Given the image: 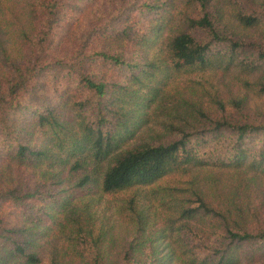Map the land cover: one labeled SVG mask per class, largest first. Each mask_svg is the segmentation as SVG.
<instances>
[{
	"label": "trees",
	"instance_id": "obj_1",
	"mask_svg": "<svg viewBox=\"0 0 264 264\" xmlns=\"http://www.w3.org/2000/svg\"><path fill=\"white\" fill-rule=\"evenodd\" d=\"M22 1L18 14L12 0H0V264H41L33 234L42 236L47 218L77 245L72 260L49 264L109 263L100 255L108 232L94 233L93 193L127 194L125 218L137 241L115 264H253L252 251L264 247V204L254 190L264 176V109L252 113L245 95L226 99L216 90L204 108L178 92L165 97V85L168 75L238 68L242 87L264 99V0H112L111 16L85 28L73 50L59 41L53 53L60 19L79 5ZM226 7L250 36L235 31ZM115 42L135 52L164 43L166 81L155 61H137L114 50ZM152 118L162 129L128 145ZM11 167L39 174L43 186L24 190ZM206 167L248 175L227 196L211 198L190 177ZM181 176L189 187H159ZM213 182L210 189L219 186ZM150 194L171 215L153 241L178 243L179 254L141 255ZM48 204L62 216L45 211ZM8 208L25 210L22 223L9 224Z\"/></svg>",
	"mask_w": 264,
	"mask_h": 264
},
{
	"label": "rangeland",
	"instance_id": "obj_2",
	"mask_svg": "<svg viewBox=\"0 0 264 264\" xmlns=\"http://www.w3.org/2000/svg\"><path fill=\"white\" fill-rule=\"evenodd\" d=\"M69 2H75V7L79 5L78 8H75L72 15H67L61 20V23L57 25L55 29L54 38L51 43L50 52H57L61 49L58 48V42H67L66 46L68 50H73L77 45V40L81 36L82 31L85 28L91 25H99L103 21V15L107 17L111 16L113 10L117 6V3L112 0H68ZM263 0H255L256 5H260ZM12 6L15 5L17 13L19 14L22 6V0H12ZM6 5L5 7H7ZM230 9L226 7V17L229 18V23L235 27V31L240 35L248 34L250 36L253 31H245L243 28L236 26L233 17L231 16ZM74 16V17H72ZM20 17V16H19ZM15 19V17H14ZM20 26V25H19ZM70 26V30L67 28ZM78 33L77 37L75 35ZM100 38V41H97V45H100L103 41L100 35H97ZM66 43V44H67ZM126 42L113 43L111 47L114 50L122 49L125 54L129 57H135L134 59L144 60L148 59L149 61H155L163 70L160 73V82L166 81V69L162 64H164L165 54L163 53L164 43L158 42L150 50H140V52H135L132 46L124 45ZM135 49V48H134ZM145 52V53H144ZM173 72L172 70H170ZM113 72V71H110ZM109 72V73H110ZM240 70L238 68H232L229 70L222 68L211 69L208 72L203 74H173L168 75V83L165 87H168L165 92V97L168 94H174L176 92L183 94L186 98L200 102L204 104V108H207L209 102H211L210 97L214 95L215 90L220 93V96L229 99L231 96H243L248 99L249 111L254 113L264 109V99H258L257 96H254L252 92H248L241 84ZM202 88H205L203 90ZM149 114H156L155 107H152ZM161 118H152L148 124L141 126L136 135L132 140L129 141L128 145L138 144L144 140L150 138V135L154 131H160L161 128ZM10 173L12 177L15 178L16 182L20 183L19 186L24 190L42 187L43 179L39 174H33L29 169L22 167H11ZM248 174L244 172L237 173L235 170H220L217 168H201L194 169L190 177L196 178L197 183L200 187L206 189L205 194L208 197H213L216 195L227 196L229 192L234 188L235 183L240 182L241 176L246 177ZM219 180V186L216 189H210L208 184L213 186L214 179ZM189 177L181 176L175 178H168L165 182H162L159 187H184L187 188V180ZM259 188L254 187V190L257 192V195L262 199L264 204V176L258 182ZM41 190H44L42 188ZM93 195V200L90 202V212L94 218L95 222V235L98 234L99 228H104L107 231L106 243L101 247L100 255L106 259L108 258L107 264L116 263L122 257L124 250L128 247L130 242L137 241L136 227L126 221L128 213L125 209L124 200L127 198V194H117V195H101L99 193L88 194ZM84 196V200L91 198ZM161 198H155V196L148 195L147 199L143 201V212L145 214L149 213V218L151 220L150 226L147 227L145 234L141 236L142 239L147 243L148 248L141 253L142 256L151 255L153 257L160 258L165 255L168 256L177 251L180 253L181 247L178 243H175L174 246H166V241L164 239L159 241H153V236L155 235V230H161L164 227V221L171 217L170 213L163 209L159 204ZM56 207L51 204L45 205L44 210L48 211L53 217L57 218L62 216L60 211H56ZM7 221L9 224L21 222L24 220V209L19 208H8ZM44 212V211H43ZM128 220V219H127ZM29 221L26 222L25 226H29ZM45 230L42 236L33 234L36 238L35 250L41 256V264H49L50 260L59 257H65L66 259L72 260L71 251L74 250L73 246H77L71 240V236L68 234H63L59 231V228L56 224H53V221L49 218L41 225L40 230ZM147 238V239H146ZM153 241H151V240ZM81 250L80 247H78ZM263 251H252L255 253V262L253 264H264V247H261ZM79 253V251H77ZM99 252V251H98ZM80 254V253H79ZM139 254L136 255V257ZM74 257V256H73ZM74 261L76 259L74 258ZM73 261V262H74ZM177 263H181V260H178Z\"/></svg>",
	"mask_w": 264,
	"mask_h": 264
}]
</instances>
